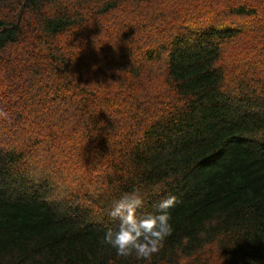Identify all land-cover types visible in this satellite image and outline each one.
I'll return each mask as SVG.
<instances>
[{"label":"trees","instance_id":"1","mask_svg":"<svg viewBox=\"0 0 264 264\" xmlns=\"http://www.w3.org/2000/svg\"><path fill=\"white\" fill-rule=\"evenodd\" d=\"M133 189L148 261L101 243ZM0 264H264V0H0Z\"/></svg>","mask_w":264,"mask_h":264},{"label":"clouds","instance_id":"2","mask_svg":"<svg viewBox=\"0 0 264 264\" xmlns=\"http://www.w3.org/2000/svg\"><path fill=\"white\" fill-rule=\"evenodd\" d=\"M176 202L175 196H167L156 202L155 212L137 215L145 203V196L133 189L124 192L112 201L107 215L117 221L116 227H108L101 243L115 250L118 257H133L137 261H148L158 253L167 237L172 234L169 209Z\"/></svg>","mask_w":264,"mask_h":264},{"label":"rangeland","instance_id":"3","mask_svg":"<svg viewBox=\"0 0 264 264\" xmlns=\"http://www.w3.org/2000/svg\"><path fill=\"white\" fill-rule=\"evenodd\" d=\"M248 40L250 41V38L248 37Z\"/></svg>","mask_w":264,"mask_h":264}]
</instances>
